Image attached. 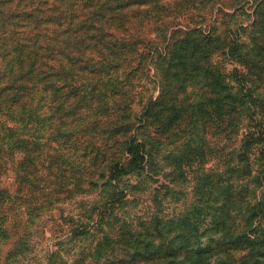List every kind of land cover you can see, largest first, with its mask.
Instances as JSON below:
<instances>
[{"label": "trees", "instance_id": "obj_1", "mask_svg": "<svg viewBox=\"0 0 264 264\" xmlns=\"http://www.w3.org/2000/svg\"><path fill=\"white\" fill-rule=\"evenodd\" d=\"M162 1L0 0V180L18 156L0 208L53 206L99 188L107 197L90 222L100 234L95 253L73 264H264V12H254L249 45L221 50L238 53L233 69L249 77L228 79L194 26L192 39L164 53L166 72L176 75H161L158 95L137 117L134 76L146 64L115 32L130 37L131 13L147 4L165 10ZM185 1L193 8L217 0ZM37 94L77 112L68 123L52 115L51 140L52 119L46 138H17L10 116L32 108ZM88 110L93 118L81 127ZM130 177L135 183L121 187ZM148 181L158 183L148 206L125 216ZM173 196L181 205L169 211ZM5 230L0 222V236ZM47 264L68 263L54 253Z\"/></svg>", "mask_w": 264, "mask_h": 264}, {"label": "rangeland", "instance_id": "obj_2", "mask_svg": "<svg viewBox=\"0 0 264 264\" xmlns=\"http://www.w3.org/2000/svg\"><path fill=\"white\" fill-rule=\"evenodd\" d=\"M90 4L93 3L84 5L82 11L88 12L86 8L87 5L89 8ZM161 4L165 6V10L152 8L147 4L140 6L142 12L131 13L133 18L130 19L131 24L126 30L131 34L130 37H126L123 29L117 28V32H115L118 42L126 43L130 40L129 45L140 49L137 51L142 53V61L146 64L144 72L134 76V81H139L133 106L137 117L140 116L141 108L146 100L150 96L158 95V82L161 75L171 78L176 75L172 69L166 72L167 62L163 57L164 53L180 41L192 39V35L187 34V30L194 26H197L199 33L203 35L202 41L207 42L210 39L212 53L208 54L207 58H211L212 62H216L218 66L222 65L224 67L222 72L228 79L234 81L238 76L240 78L249 77L246 70H243L238 64L236 67L234 65L235 69H233L232 64L238 63L242 59L234 58L238 53L234 56L230 55L231 58H229L224 55L226 51L221 50L225 49L231 41L245 42L249 45L254 12H264V0H217L211 5L195 3L193 8L191 3L185 0L162 1ZM141 16L143 17L139 19ZM205 37L210 38L205 39ZM239 53L241 54V52ZM133 57L136 55L129 56V58ZM182 78H187L190 82L193 81L189 72L183 73ZM239 89L236 87L230 91H240ZM186 90L193 91L192 88ZM48 101L49 105L41 94L33 95L32 108L10 116L12 121L9 122L17 129L15 135L17 138H46L49 129L45 128L48 126L49 119H52V115L67 116L66 123H68L73 118L72 115L77 112V110L75 112L67 110L66 105L61 107L57 103H52L49 97ZM92 114L93 112L89 110L83 111L80 117L81 127L85 125L84 122L93 118ZM52 120L53 133L49 136L50 140L53 135H57V131H54V119ZM138 125L137 123V127ZM17 160L18 156L16 161H8L10 164L7 165L8 170L0 180V186L13 189L15 175L12 167L16 166ZM216 163L213 161L206 167L213 168L218 165ZM160 165L163 164L160 163ZM127 180H130V183H135V178H125L121 182V187H125L126 183H129ZM158 180L162 184L165 179L161 177ZM157 185L158 183L148 181L145 190L134 191L135 194L139 193L136 205L130 203L122 209L121 213L125 216H133L143 210L148 206L151 191ZM181 185L188 187L189 184ZM105 197L107 196L105 195ZM105 197L98 188L96 192L75 196L53 206L45 204L38 209L5 204L0 208V222L6 226V235L0 236V264H47L49 256L54 253H59L68 264H73L78 257L83 256L85 259L88 254L93 255L100 234L97 227L92 226L90 222L93 220L95 207ZM173 200L177 202V198L174 196ZM173 200H167L171 204L168 207L169 211L173 207L181 205V201L175 203ZM37 213L39 216L34 217ZM95 218L96 222L97 217ZM85 228L90 231L83 232ZM88 263L86 261L82 264Z\"/></svg>", "mask_w": 264, "mask_h": 264}]
</instances>
